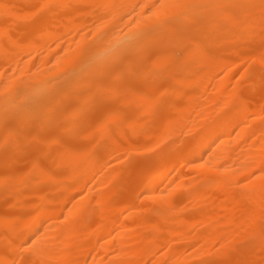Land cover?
<instances>
[{
  "label": "bare ground",
  "instance_id": "bare-ground-1",
  "mask_svg": "<svg viewBox=\"0 0 264 264\" xmlns=\"http://www.w3.org/2000/svg\"><path fill=\"white\" fill-rule=\"evenodd\" d=\"M0 264H264V0H0Z\"/></svg>",
  "mask_w": 264,
  "mask_h": 264
},
{
  "label": "rangeland",
  "instance_id": "rangeland-1",
  "mask_svg": "<svg viewBox=\"0 0 264 264\" xmlns=\"http://www.w3.org/2000/svg\"><path fill=\"white\" fill-rule=\"evenodd\" d=\"M139 157H140L141 159L143 158V156H138V157H136V159H132V161L129 162L130 167H131V165H132V166L134 165V162H135V165L137 164V162L139 161V159H138ZM134 160H137V162L134 161ZM133 161H134V162H133ZM131 163H132V164H131ZM130 167H129V168H130ZM131 171H132V170H131ZM131 171L128 172V173H126L124 176H126V177L128 176V177H129V175L131 174Z\"/></svg>",
  "mask_w": 264,
  "mask_h": 264
}]
</instances>
